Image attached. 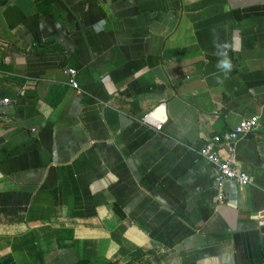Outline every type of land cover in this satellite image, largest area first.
<instances>
[{
    "label": "crops",
    "instance_id": "0c3cea01",
    "mask_svg": "<svg viewBox=\"0 0 264 264\" xmlns=\"http://www.w3.org/2000/svg\"><path fill=\"white\" fill-rule=\"evenodd\" d=\"M0 98V264H264V0H0Z\"/></svg>",
    "mask_w": 264,
    "mask_h": 264
},
{
    "label": "built area",
    "instance_id": "2783aa9c",
    "mask_svg": "<svg viewBox=\"0 0 264 264\" xmlns=\"http://www.w3.org/2000/svg\"><path fill=\"white\" fill-rule=\"evenodd\" d=\"M67 77L68 85L78 89L76 82V70L70 67L63 69ZM10 103L8 98H0V119L2 111ZM148 115L143 117V122L147 123ZM156 131H161L163 122L156 121L151 125ZM259 127L258 117H250L242 120L238 125L218 135H213L206 139L204 144L198 150L199 156L204 159L214 171V181L220 189L225 181H233L239 186H247L250 183L248 174L240 169L235 158V146L238 140L255 131ZM224 153V155L222 154ZM218 203L223 202V194L220 192L217 197ZM264 223V214L262 216Z\"/></svg>",
    "mask_w": 264,
    "mask_h": 264
},
{
    "label": "clouds",
    "instance_id": "9594fccd",
    "mask_svg": "<svg viewBox=\"0 0 264 264\" xmlns=\"http://www.w3.org/2000/svg\"><path fill=\"white\" fill-rule=\"evenodd\" d=\"M218 67L222 68L223 70H230L231 64L229 61L224 60L218 65Z\"/></svg>",
    "mask_w": 264,
    "mask_h": 264
},
{
    "label": "trees",
    "instance_id": "16d2710c",
    "mask_svg": "<svg viewBox=\"0 0 264 264\" xmlns=\"http://www.w3.org/2000/svg\"><path fill=\"white\" fill-rule=\"evenodd\" d=\"M9 263V262H8ZM9 264H11V263H9Z\"/></svg>",
    "mask_w": 264,
    "mask_h": 264
}]
</instances>
